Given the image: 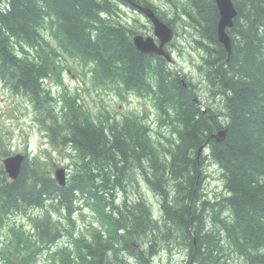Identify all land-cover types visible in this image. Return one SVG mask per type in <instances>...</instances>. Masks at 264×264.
Here are the masks:
<instances>
[{"label":"trees","instance_id":"1","mask_svg":"<svg viewBox=\"0 0 264 264\" xmlns=\"http://www.w3.org/2000/svg\"><path fill=\"white\" fill-rule=\"evenodd\" d=\"M5 1L0 81L28 96L54 145L72 148L74 171L60 185L50 162L26 154L11 179L0 161V230L13 215L39 210L30 230L11 226L0 264H42L45 249L47 264H162V247L174 244L186 249V264H264V0H233L230 54L218 40L216 0H166L202 20L175 32L201 53L205 105L185 73L135 46L144 31L106 0ZM68 59L97 85L152 98L159 126L170 128L157 131L166 142L145 115L95 116L79 89L55 96L48 80L64 84ZM223 129V140L213 136ZM10 154L0 148V157ZM208 162L224 183L214 198L206 192ZM81 205L98 224L76 233ZM66 235L69 243L53 250Z\"/></svg>","mask_w":264,"mask_h":264},{"label":"rangeland","instance_id":"2","mask_svg":"<svg viewBox=\"0 0 264 264\" xmlns=\"http://www.w3.org/2000/svg\"><path fill=\"white\" fill-rule=\"evenodd\" d=\"M152 1L155 3H161L160 0ZM165 1L162 0V3H165ZM122 10L123 13L122 11L120 12L122 13L121 19L123 20H126V12L127 18L132 15H137L126 6L122 7ZM176 39L177 45L175 47L176 50L173 53L174 61L171 63L172 67L185 73L192 83L194 82L197 84V92L205 105V103L209 101L208 89L197 69L199 53L193 50L192 43L185 39V37L179 36ZM180 48H182L183 51H181ZM66 61L68 66L65 67L63 73L64 84L54 83L53 79L48 80L55 96H58L65 89H69L71 92L79 89L82 102L95 116H97L99 110H108L118 119L131 112L145 115L146 120L153 128L155 138L166 142L162 136L157 134V131L160 130L164 134L169 135L170 128L166 124H162V127L159 126L160 112L155 106L152 98L140 96L135 93L127 94L122 89H120L119 93L115 88L97 85L92 82L90 75L84 74L83 68L77 62L71 59ZM218 103L219 105H222V102L218 101ZM0 148L9 150L11 154H28L29 158L37 157L44 161H48L50 162L49 164L52 167L54 174L55 170L60 167L66 169L68 177L74 171V152L72 148L54 145L48 136L46 128L37 120L33 104L28 96L14 92L1 81ZM204 153L208 154L209 149L207 148ZM5 157L6 156L0 157V161L2 162ZM204 170L208 174L206 192L211 198H214L215 194L224 191L221 169L215 163L208 162L204 166ZM142 190L148 198L156 204V208L159 210L156 202L157 197L154 193L148 190L146 185H144ZM81 206L82 208L73 214V217L76 219V233L79 229L85 230L90 223L98 224V220L93 211L84 205ZM37 213H39V210L30 209L28 213L13 215L0 230V248L5 239L11 233V226L23 224L27 230H30L32 224L30 214ZM69 239L70 237L68 235L64 236L52 246V249L55 250L59 246L69 243ZM50 258L49 250L45 249L40 257V261L42 264H47L49 263ZM157 261L162 264H186L187 251L185 248L177 244H174L171 248L164 245Z\"/></svg>","mask_w":264,"mask_h":264},{"label":"water","instance_id":"3","mask_svg":"<svg viewBox=\"0 0 264 264\" xmlns=\"http://www.w3.org/2000/svg\"><path fill=\"white\" fill-rule=\"evenodd\" d=\"M216 2L220 13V19L218 22V40L230 53L232 49V39L230 34L228 33V28L234 25V18L237 16L238 11L234 5L233 0H216ZM140 8L154 22L155 36L158 37L161 42L160 44H157L153 36L145 37L142 34H137L134 36V43L136 47L142 52L162 54L165 55L168 60H172V56L165 50L164 46L174 38V30L167 23L158 19L150 7L140 6ZM182 81L184 86H188L184 78L182 79ZM213 136L218 140H223L226 136V130H220ZM204 147L205 145L199 149V152ZM25 157V154L17 153L3 159L5 171L10 176V178L16 179L19 176ZM66 173L67 171L63 167L56 169L55 176L60 185L67 184Z\"/></svg>","mask_w":264,"mask_h":264},{"label":"flooded vegetation","instance_id":"4","mask_svg":"<svg viewBox=\"0 0 264 264\" xmlns=\"http://www.w3.org/2000/svg\"><path fill=\"white\" fill-rule=\"evenodd\" d=\"M106 1L117 7L119 11L118 17L120 19L123 13L122 7L124 6L128 7L129 10H131L133 13H136L137 15H132L129 18H127V12H126L125 14L126 20L123 19L121 20L129 26L142 29L144 31V35L153 34L154 23L152 19L146 13H144V11L140 8V6L150 7L153 10L154 14L157 16V18L167 23L172 29L193 28L195 26H200L202 21L201 18H198L196 20L192 19L189 16L188 10L176 7L174 3L165 0H164L165 3H162V0H160L161 3H155L152 0H106ZM0 8H2L3 10L8 8L7 1L0 0ZM120 11H122V13ZM219 18L220 15L218 17V21ZM156 40L158 43L160 42L159 39ZM176 45L177 43L173 45V42H170L166 44L164 48L170 51V54L173 55V53L176 50L175 48ZM197 52L199 53V55L201 54L199 51ZM148 54H154V53H148Z\"/></svg>","mask_w":264,"mask_h":264},{"label":"bare ground","instance_id":"5","mask_svg":"<svg viewBox=\"0 0 264 264\" xmlns=\"http://www.w3.org/2000/svg\"><path fill=\"white\" fill-rule=\"evenodd\" d=\"M229 53V52H228Z\"/></svg>","mask_w":264,"mask_h":264}]
</instances>
